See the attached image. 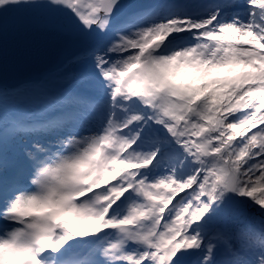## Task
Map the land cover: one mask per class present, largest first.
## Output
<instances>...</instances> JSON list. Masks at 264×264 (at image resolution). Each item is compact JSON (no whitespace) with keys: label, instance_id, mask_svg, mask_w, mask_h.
<instances>
[{"label":"snow or ice","instance_id":"obj_1","mask_svg":"<svg viewBox=\"0 0 264 264\" xmlns=\"http://www.w3.org/2000/svg\"><path fill=\"white\" fill-rule=\"evenodd\" d=\"M13 13L78 51L0 82V264H264V0Z\"/></svg>","mask_w":264,"mask_h":264},{"label":"water","instance_id":"obj_2","mask_svg":"<svg viewBox=\"0 0 264 264\" xmlns=\"http://www.w3.org/2000/svg\"><path fill=\"white\" fill-rule=\"evenodd\" d=\"M127 4L161 0H124ZM23 13L9 18V30L0 37V82H28L58 70L64 57L77 52L55 33L28 26ZM18 78V79H17Z\"/></svg>","mask_w":264,"mask_h":264},{"label":"rangeland","instance_id":"obj_3","mask_svg":"<svg viewBox=\"0 0 264 264\" xmlns=\"http://www.w3.org/2000/svg\"><path fill=\"white\" fill-rule=\"evenodd\" d=\"M170 2H177V3H183V2H204V0H170ZM13 14H16V13H13ZM12 14V15H13ZM26 16H29V15H31L30 13H24ZM11 15V16H12ZM10 16V17H11ZM57 71H55V72H52V74H55ZM47 75H49V74H47ZM46 76V75H45ZM18 79V78H17ZM25 83H21V85H24ZM87 253V249H80V250H78V254L80 255V254H82V253Z\"/></svg>","mask_w":264,"mask_h":264}]
</instances>
